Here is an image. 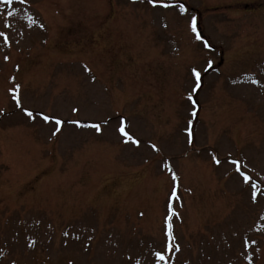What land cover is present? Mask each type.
<instances>
[{
  "label": "rangeland",
  "instance_id": "374dc122",
  "mask_svg": "<svg viewBox=\"0 0 264 264\" xmlns=\"http://www.w3.org/2000/svg\"><path fill=\"white\" fill-rule=\"evenodd\" d=\"M0 264H264V0H0Z\"/></svg>",
  "mask_w": 264,
  "mask_h": 264
},
{
  "label": "snow or ice",
  "instance_id": "6c2138e0",
  "mask_svg": "<svg viewBox=\"0 0 264 264\" xmlns=\"http://www.w3.org/2000/svg\"><path fill=\"white\" fill-rule=\"evenodd\" d=\"M6 2L9 3V4H11L12 3V0H6ZM151 2L153 4H156L158 2L164 3V0H151ZM168 6L169 5L167 3H165V7H168ZM180 8H181V10L186 11V9H185V7H184L183 4H180ZM8 15L11 16L12 13H8ZM191 26H192V28H193L194 31L197 29V20H196V17H192L191 18ZM9 27H10V25H9ZM41 27H43V25H41ZM3 37H4L5 40H7L8 39L7 33H4L3 34ZM197 38L203 40V37L199 34L198 31H197ZM204 43H205V45L207 47H209V48L211 47V45L208 44L207 41H204ZM212 63L213 62H208V67L209 68L212 67ZM192 72H193L194 78H195V88L196 89H199L200 88V80H201L202 73L197 68H193L192 69ZM258 82L259 81H257V83ZM18 88H19V86H17V89ZM14 91H15V89H14ZM189 96L191 98V93H189ZM17 100H19V97H17ZM193 103H195V99L194 98H193ZM23 111H25L29 117H33V112L31 110H29L27 108H24ZM41 115L43 116V120L46 121V122L47 121H54L57 125H62L64 123L62 120L59 119V117H57L55 115H44L43 113H41ZM74 123L80 124L81 122L80 121H74ZM91 126L93 128H95V129H97V130H100L101 129V125L99 123L93 124ZM55 131L56 132H59L60 131V128L57 127L55 129ZM119 131L122 133L123 137L126 138L127 141H132L136 145H139L141 143V141L139 139H136L133 135H131L129 131H126L124 126H121L119 128ZM187 131H189V133H191L192 132V129H187ZM189 142H192L191 139L189 140ZM152 147L154 149L157 148V146L154 145V144L152 145ZM216 163L219 164L220 163V160L219 159H216ZM236 163H239V162L237 161ZM237 171H239V169H237ZM243 178H244L245 182H249L252 179V177L249 176L247 173L244 174V177ZM252 187L255 188V185H252ZM173 195H175V193ZM253 198H255V194H254ZM173 214L174 215H179V213L178 212H175L174 209H173ZM171 235H172V233H171V224L169 223V236H171ZM172 246L173 245H169V247H172ZM174 247L179 248V245L176 244V245H174ZM156 255L160 258V260H165L166 259V257H165V255H164L163 252H157Z\"/></svg>",
  "mask_w": 264,
  "mask_h": 264
}]
</instances>
